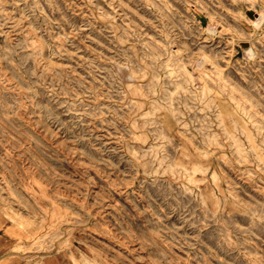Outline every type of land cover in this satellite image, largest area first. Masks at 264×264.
Masks as SVG:
<instances>
[{"label": "rangeland", "instance_id": "rangeland-1", "mask_svg": "<svg viewBox=\"0 0 264 264\" xmlns=\"http://www.w3.org/2000/svg\"><path fill=\"white\" fill-rule=\"evenodd\" d=\"M259 15L0 0V224L64 264H264Z\"/></svg>", "mask_w": 264, "mask_h": 264}, {"label": "crops", "instance_id": "crops-1", "mask_svg": "<svg viewBox=\"0 0 264 264\" xmlns=\"http://www.w3.org/2000/svg\"><path fill=\"white\" fill-rule=\"evenodd\" d=\"M19 235L20 231L9 223L0 224V264H64L55 251L42 254L23 248L26 243Z\"/></svg>", "mask_w": 264, "mask_h": 264}, {"label": "bare ground", "instance_id": "bare-ground-1", "mask_svg": "<svg viewBox=\"0 0 264 264\" xmlns=\"http://www.w3.org/2000/svg\"><path fill=\"white\" fill-rule=\"evenodd\" d=\"M248 12H250V13H254V10L249 9ZM255 14H256V13H255ZM263 17H264V16H263ZM263 17H262V18H263ZM262 18H261L260 15H259V18L256 19V21H253V23H254V24H258V22H259L260 19H262ZM250 22H251V21H250ZM253 26H254V25H253ZM202 58H203V56H202ZM199 59H200V58H199ZM204 59H205V56H204ZM204 59H203V60H204ZM206 59H207V58H206ZM206 59H205V60H206ZM201 60H202V59H201ZM202 63H203V61H202ZM194 64H195V63H194ZM209 69H212V68H209ZM191 70H192V69H191ZM211 71H212V70H211ZM195 75H196V74H195ZM200 79H201V78H200ZM197 80H198V79H197ZM201 84H202V83H201ZM134 99H135V98H134ZM140 102H141V101H140ZM34 201H35V200H34Z\"/></svg>", "mask_w": 264, "mask_h": 264}]
</instances>
